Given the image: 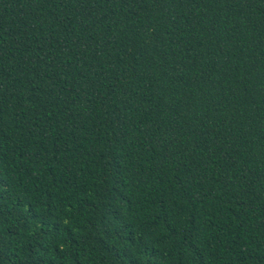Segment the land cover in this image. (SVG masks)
I'll return each mask as SVG.
<instances>
[{
    "label": "trees",
    "instance_id": "obj_1",
    "mask_svg": "<svg viewBox=\"0 0 264 264\" xmlns=\"http://www.w3.org/2000/svg\"><path fill=\"white\" fill-rule=\"evenodd\" d=\"M0 264H264V0H0Z\"/></svg>",
    "mask_w": 264,
    "mask_h": 264
}]
</instances>
